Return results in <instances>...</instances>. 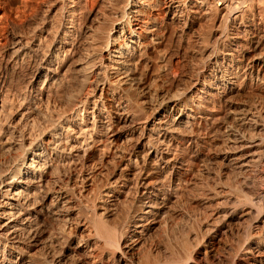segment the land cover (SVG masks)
<instances>
[{
	"label": "bare ground",
	"instance_id": "bare-ground-1",
	"mask_svg": "<svg viewBox=\"0 0 264 264\" xmlns=\"http://www.w3.org/2000/svg\"><path fill=\"white\" fill-rule=\"evenodd\" d=\"M35 1L39 0H25L23 10L19 9L17 14L25 16L28 11L30 12ZM49 1L52 3V0ZM69 1L74 6L71 4L67 6V17L62 27L57 30L55 28L52 32L49 22L40 20V24L29 33L22 36L19 34V37L13 40L14 47L13 50L11 49L13 62L22 61L24 64L23 61L26 60L27 63L33 64L34 79L45 77V81L53 82L52 84L60 81L59 85L66 91L65 97L62 98L65 114L53 126L52 123L49 130H47L48 127L46 128L47 131L43 132L40 140L32 141L21 132L19 127L23 124L26 115H18L9 120L10 99L0 94V154L22 151L21 155L10 157L9 160L0 163V252L3 251L5 256L11 257L8 259L10 264H47L49 259L45 253L43 255L41 252L42 255H39V252L37 255L40 245L37 246V243L32 245L36 237L33 234L34 221L45 216L60 226L56 227L58 231L55 235L46 234L47 231L43 230L45 238L40 237L44 239L41 246L53 250L51 255L52 252L63 255L62 252L65 250L75 253L83 252V264H105L109 256H115L118 264H219L214 260V252L223 246L224 228L218 226L219 223H213L214 225L208 223L209 228L206 227V234H202L203 238L205 236L206 244L204 252L200 248L190 251L192 246L187 247L189 242L186 241L189 237L182 239L183 235L186 236L188 233L182 234L180 243L183 241V244L178 246L180 245V250L184 251H182L183 256L180 257L178 246L171 244H174L175 239L171 237L173 242L169 243V236L172 234L169 232H176L174 226L177 224L175 223L177 219L174 218V222L171 216L173 215L171 210L174 208L171 209L168 197L160 195L156 189L142 193L145 196V202L141 213L137 215L134 224L129 225L127 229L122 228L120 231L119 228L118 231V227L109 226L104 218H107L110 212V208L106 206L116 200L110 199L116 198L114 194L128 195L126 189L131 178L138 176L144 178L154 174L160 169V162L164 164L167 161L163 158L164 156H157V148L164 143L166 134L184 142L189 127L199 120L197 115H201L200 119L204 118L202 115H204L206 103L214 90L217 91L218 98L233 97L240 91L237 84L235 85L237 75H229L227 79L221 80L216 85L208 81L209 77L207 81L204 80L203 76L207 74L202 75V72L195 74L197 70L194 73L196 76L193 74L195 78L192 76L194 79L191 78L192 82L189 81L190 85L187 86L186 83L183 86V79L169 74L172 57L175 54L178 55L174 54L176 51L174 49L183 47L188 39L186 38L189 35L188 32L193 30L195 24H198L197 19L212 15L214 22L210 21L213 25L208 30L210 32H205V34L208 33L205 38L197 36L195 42L197 41L200 47L198 50L194 48L188 54L194 59L198 58L199 64L204 68L215 61V64L225 66L224 72H226L225 69L227 71L233 69L235 64L233 46L238 43V40L236 42V37H232L231 33L234 31L239 34L241 29L249 32L253 28L258 36L260 35L258 33L264 32V25L263 28L254 26L258 16L264 19L263 0H155L157 6H154V3L151 4L150 0H91L92 3L89 5L93 6L91 16H93L94 25L88 24L90 27L81 28L88 34V38L84 40V48L83 51H79V55L77 2L80 0ZM162 4L165 6L164 12L167 18L181 23L176 34L173 35V44L171 40H169L170 44H167L168 33L164 35L161 32L163 30V24L160 22L162 19L160 15L163 13ZM88 13L90 14V11ZM89 14L85 18H88ZM57 26L59 27L60 24ZM50 34L53 35L48 38ZM261 41L253 34L250 39L253 50L245 51L242 57L246 63V69L261 79L259 81L262 86L259 85V87H262L264 93V49H261ZM195 46L191 45L192 48ZM184 52H186L185 49ZM258 52L261 53L258 54ZM74 77L82 87V92L78 94L70 90V84H68ZM60 95L63 96V92ZM228 99L230 98H227V101ZM229 111L228 119L232 118L233 121L230 119L231 123H228L225 118L228 123L226 128L233 133L232 129L237 127L239 122L242 123L249 113L251 114L252 109ZM140 112L144 114V116L142 114L143 117L136 116ZM130 124H135L136 129L132 126L133 130L124 131V127ZM137 129L142 133L141 138L136 142L138 148L132 152H128L126 148L123 149L125 146L120 148L118 142L128 140V137H132ZM245 138L248 137L245 136ZM228 141L225 139L224 142L228 143ZM250 147H236L232 159L234 161L244 159L245 151ZM114 159H117L119 166L112 165L114 167L110 168L112 171L108 175L109 170L106 171V168L110 160L113 162ZM69 165H80L81 173H86L87 178L84 177L85 181L81 182V185L73 182L75 181V179L72 180L73 177L66 175L68 171L66 167ZM104 168L106 177L103 176ZM112 176H115L114 182L110 178ZM99 178H104L100 188L103 189V198L107 200H103L98 208L101 213L96 210L86 212V209L82 208L80 202L78 203L75 199L76 193L86 192L91 187L100 190L95 183ZM251 210L244 207L239 213L234 211L228 222H232L236 217L243 218L250 215ZM77 212L82 213L80 227L87 235L74 239L76 237L72 236L69 226L73 217L79 214ZM255 212L254 220L257 224L255 229H258L261 225L264 226V206ZM216 215L217 213H214V216ZM173 222L175 224L172 226ZM178 225L176 227L179 228ZM262 226V230L256 231L257 233L253 236L249 235L245 241L230 245L229 254L240 259L243 264H264V227ZM227 227L228 224L225 229ZM170 228H174V231H169ZM152 233L155 237L149 242L147 237L148 235L152 237ZM176 236L181 237L180 234ZM93 238L95 242L92 245ZM151 248L157 249L158 252ZM16 254L19 258L13 261L12 257ZM225 256L221 264L234 262L226 258L230 255ZM235 258L232 259L235 260Z\"/></svg>",
	"mask_w": 264,
	"mask_h": 264
},
{
	"label": "rangeland",
	"instance_id": "rangeland-1",
	"mask_svg": "<svg viewBox=\"0 0 264 264\" xmlns=\"http://www.w3.org/2000/svg\"><path fill=\"white\" fill-rule=\"evenodd\" d=\"M4 1L0 2V5L2 6V8L0 9V94L10 99L11 117L9 120H11L12 117H18V115L20 116L22 114H24V116L26 115L24 117L23 124L19 126L21 127L20 128L21 132L24 133L27 137H29V140L32 141L40 140L42 135L47 130H49L56 123V121L60 120V118H62L63 115L65 114L64 113L65 106H64V102L62 101V98L65 97L66 91L64 88H62V86L59 85L60 81L58 83L55 82L56 84H52L53 82H49L48 80L45 81V77H42L41 79H34L33 74L35 69L33 67V64L27 63L26 60L23 61L24 64H22V61H18L17 63L13 62L11 58L12 56L11 52L14 47V41L16 38L19 37V34L20 36H22L23 34H27V32L29 33V31H31L36 25L40 24V20L41 22L42 20H46L47 22H49V25L52 26L53 29L52 32L55 31V28L57 30L60 27H62V25L65 24V19L67 17V11H68L67 6L69 7L70 4L74 6V4L70 3V1L68 2V0H56V2L54 3H53L54 0H52V3L49 0H45L46 2L39 0V1H35V3L32 6L33 8L31 7L30 12L28 11L25 14V16L23 15L20 16L19 13L17 14V11L19 9L23 10V5H24L23 3L25 0H4ZM75 1L77 2L79 0H75ZM86 1L87 2L83 0L82 2V0H80L79 2H77L78 6L76 5L79 9L78 10L79 16H77L79 17L77 18L78 19L77 41H79L78 55H79V51H83L84 40L86 41V39L88 38L87 36L88 34L85 33V31L82 30L81 28L88 27L90 24H91L90 26L94 25V21L92 20L93 16H91L93 11L92 10L93 6H91L92 4L89 5V3L92 2L91 0L89 1L86 0ZM150 1L152 2L151 4L154 3V6H157V2L155 0H150ZM262 3L264 4V0ZM81 7L82 9H80ZM164 8L165 6L162 4L161 9H163L162 10L163 13L162 14L160 13L161 14L160 18L162 19L159 18L160 22L163 24V30L161 32L164 35L168 33L167 35L169 37L166 35V37H168L166 38L167 44L168 43L170 44L171 41H172L171 44H173V39H172L174 38L173 35L176 34V31L180 28L181 23L180 22L177 23V21L176 22L170 21L167 18L166 13L164 12ZM88 11H90V14L88 13ZM155 12L158 13L159 11H155ZM64 14L66 15L64 16ZM87 14H89L88 18H85L87 17ZM205 17L202 16L201 17L202 19L201 18L199 20L197 19L196 23L198 24H195L193 30L188 32L189 37L187 36L186 38L190 39V41L188 39L187 40L189 42L187 40L185 41L186 43L188 42L187 45L185 43L183 47L174 49L176 50L174 54L177 53L178 55L175 54L176 55L175 56L173 54L174 57H172L171 67H169L170 73L169 70L168 73L171 76L174 74L177 78L181 80L183 79L184 80V81L182 80V84L184 83L183 86H185L186 83L187 86L190 85V82H192V80L196 76L195 74L201 72L202 75L207 74L206 76H203L204 80L207 81L209 77L208 81L216 85L219 84L221 80L227 79L229 75H233V76L237 75L235 85L237 84L236 86L238 89L240 88L239 89L240 91L237 93V95L235 94L236 96L235 95H233V97L231 96L232 99L230 96H228L227 98L230 99H228L227 101V98H221V97L218 98L217 91L214 90L212 92L211 97H209L208 103H206L205 106L206 109L204 110V115H202V117L204 118L200 119L199 117L201 115L200 114L197 115V119L199 120L196 122V124H193L189 127L190 129L187 130L188 134L184 142L177 140L176 138L172 137V135L170 134H166L165 135L166 137L164 138V143L159 146V148L161 149L157 148V152H158L157 156L158 155H161V157L164 156L163 158L165 159V161L167 160L168 162L163 161L164 164L160 162V166H159L160 169H158V171L154 174H149L144 178L139 176L135 178H131L128 184L130 187L128 186L126 189L128 191V195L114 194L116 198H110L116 200H114V202H112L110 205L108 204L106 206L110 208V212L108 213L107 218L105 217L104 220L109 226L114 228L118 227L117 228L118 231L119 228L120 231H122V228L127 229L129 225L131 226L134 224L136 218L141 213L143 204L145 202V198H144L145 196L143 195L144 192L147 191L151 192V190L154 191L153 189H156L160 195L165 196V198L168 197L167 200L171 204L169 205L172 206L171 209L174 208L171 210V213L173 214L171 215L173 217L172 221H174L175 218L177 219L176 222L174 221L175 223H177L176 225H178L179 223L178 225L179 228L176 227L175 225L174 227L176 229L174 228L169 229V231L176 230V232L175 231L169 232L172 234L176 233L175 236L174 234L173 235L171 234L172 236L169 234L170 235L169 243L173 242V239H175L176 243L175 242L174 244L171 243L173 246H178V244L181 243L183 244L182 240H181L182 242L180 243L182 234L188 233L186 235L187 237L183 235L182 239H184V237L186 239L189 237L188 239L192 240L189 241L188 239L187 240L185 239L186 241L189 242L187 247L191 248L192 246V250L190 251H195L200 248V250L204 252L206 244L204 239L205 236L203 238L202 234L203 235L206 234L205 233L207 232L206 227L208 229L209 224L219 223L217 225L224 228L223 246H221L222 248L220 249L217 248L216 252H214L215 254L214 260L216 261V263L221 264L225 255L231 256V254H229L231 246H233L234 244L237 245L245 241L249 235L252 234L253 236L254 234L257 233L256 231L262 230L261 229L262 225L260 226V228L258 227V229H255L257 224L254 220L255 218L254 213H256L255 211L257 209L264 206V93L261 87L262 86L260 83L261 81H259L261 79L258 78L256 74H252L250 71L246 69L245 67L246 63L242 55L245 51H250L249 49H251V51L253 50L252 44L250 43V39L253 34L255 37L257 36L258 40L261 41L262 39L261 49L262 50L264 49V44H263L264 32L258 33L260 34L258 36L255 33L254 28L249 32H245L244 30L242 31L241 29L239 34H237V32L232 31L231 36L236 37V42L238 40V43H235L233 46V52L235 58V64L233 66V69H230L229 71L225 69L226 72H224L225 66L224 67L219 66L215 64V61H212L207 65V67L204 68L203 65L199 64L198 58L195 57L194 59V57L189 56L188 53L194 50V48L198 50V48L200 47L199 43H197V41L195 42L196 37L198 36L201 38L203 37L205 38V36L208 35V33L205 34V32H210L208 31L209 28L213 27L211 23L214 22L213 19L214 16L212 17V15H210L209 16L210 18L208 16L206 18ZM260 18L261 17L258 16V18L255 20L256 24L254 23L255 24L254 26L263 28L264 19L262 20V18L261 19ZM84 20L86 21L83 22ZM199 23L201 24L199 25ZM59 24L60 26L58 27L57 25ZM52 35L53 34H50L48 38H51ZM239 37L242 40H240ZM193 41L195 42V44ZM237 44L239 45L241 44V45L239 46ZM243 44L244 46L246 45L248 47L246 46L244 47ZM191 45L194 46L196 45V46L192 48ZM184 49L187 53L184 52ZM260 53L261 52H258V54ZM241 58L243 59V61ZM239 65L241 68L237 67ZM196 70L197 73H195ZM245 72L246 74H244ZM225 74L227 75L225 76ZM71 76L73 77L74 75ZM192 76H194V78ZM75 77L69 80L70 82L68 84H70V87L69 85L68 87L74 93L78 94V92L80 91L82 92L81 90L82 87H80V84H78L79 81H76L77 79ZM52 85H56V86L53 87ZM259 85L261 86L259 87ZM61 92H63L64 94L63 96L60 95ZM223 99L226 101H224ZM227 105L229 108L227 107ZM244 108L245 110L248 111L252 109V112L251 114L249 113L250 116L248 115L246 117L247 119L245 118L244 121H242V123L239 122V124L236 125L238 128L234 127L232 129V131H234L232 133L230 130H228L229 128L228 129L226 128L228 126V123H231L232 120V118H230L231 120L228 119L227 114L230 112L229 110L231 109L235 110V109H244ZM52 110H54V112H52ZM58 110L61 112H59ZM50 112L51 114L49 115ZM253 112L255 113V115ZM142 114L143 113L140 112L136 116L143 117L144 114L143 116ZM213 118L215 120H213ZM225 118L227 119L228 123ZM246 121L248 122L246 123ZM130 125L131 128H129ZM130 125H126L124 127V131L133 130V127L134 129H136L135 124L133 125L130 124ZM225 129H227L228 131ZM27 133L30 134L28 135ZM17 135L20 136V134ZM140 136H142V133L140 130L137 129L136 133H134L132 137L130 136L128 137V140H130L131 143L130 141L124 139L122 141H119L118 144L120 145V148L121 146L122 148L125 146L123 149L125 148L128 149L127 150L128 152L135 151L138 148L136 142L139 138H141ZM245 136L248 137L249 140L248 138H245ZM225 139H227V141L229 140L228 143L224 142ZM251 141H253V144L250 145ZM247 143L248 145H246ZM237 144H239V146H244V147L251 146L249 149H246L247 151H245V157L240 161H234L232 159L234 154V149L236 147H239ZM162 149L165 150L163 151ZM19 152L4 153V154L1 153L0 163L2 161L5 162L9 160L10 157L12 158L14 156L21 155L22 151ZM162 152L163 153L165 152L166 154L165 153L163 154ZM116 160L117 159L113 160L114 163L112 162V160H110L108 167L106 166L109 169L105 167L106 171L109 170L107 171L109 173L108 175L111 174L112 171L111 169L114 166L116 167L119 166V163L118 161L116 162ZM112 165L114 166L112 167ZM69 166L66 167L68 171H66L65 169L66 175H69L70 178L73 177L72 180L75 179V181L73 182H77L79 185H81V182L83 183L85 181V178H87L86 173H83L84 175L81 173L80 165L78 166L71 165L70 167ZM105 168L103 169L104 171L102 170L104 172L103 175L104 177L107 176V175L105 176L106 174ZM114 177L115 176L110 177L112 179V182H114L115 180ZM103 182H104V178L102 179L99 178L98 181L97 180L95 181L97 187L99 188L101 187V183ZM94 188L95 187H91L89 188V190L83 193L77 192L75 199L78 201V203L80 202L79 204L82 208L86 209L85 210L86 212L87 211L93 212L94 210H96V212L101 213V211L98 208L102 204V201L107 200V198H103V194H102L103 189L100 188V190H95ZM126 190L123 189V191ZM244 207L252 209L251 210L252 215L251 214L246 215L243 218L236 217V219L232 220V222H228V220H230L229 217L233 215L234 211L235 213H239ZM214 213H217V215L214 216ZM77 214H78L77 216L73 217L71 221V225L69 226L72 236L76 237L74 239H78V237L82 235L83 237H86L87 235L86 232L80 227L81 226L80 220L83 218L82 213L77 212ZM174 222L172 223V226L173 224H175ZM226 224H228V227L225 229ZM58 225L59 224L57 222H51L45 216L40 217L39 220L37 219V221H34L33 234L36 237L35 239H33L32 245L36 243L37 246L40 245V247L37 250L38 252L36 251L37 255L39 252H40L39 255H42L41 252L43 253V255L45 253V256H47L49 259L47 260V264H83V260H84L83 252L75 253L70 251L67 252L65 250V252L64 251L62 252L64 256L61 254L60 255L53 254V252L51 255V251L53 250L49 248H43V246H41V242L43 244V240H44L41 238H45L44 234L42 233L43 230L47 231L46 234L48 233L55 235V233H57L58 231L57 228H59L60 226ZM177 234L178 235L180 234L181 237L176 236ZM153 235L154 233H152L151 235L152 237L148 235L147 238L149 239L148 240L149 242H151L154 239L153 237H155V235L154 236ZM198 238L201 239L202 241H200ZM94 240L95 239L93 238V240L91 241L92 245L95 242ZM38 241L40 243H38ZM148 244L149 243L146 241V245ZM179 246L177 247V250L178 249L180 250L181 246L180 247ZM151 250H155L156 253L158 252V250L154 248H151ZM180 251H178V255L182 257L183 256L182 251L184 250L181 249ZM152 252L155 253L154 251ZM221 254L223 256H221ZM52 256L55 258H53ZM230 256L226 258H229L228 259L229 261L233 260L234 262H230L229 264H238V263L243 264V262L240 259H236L234 255L233 257ZM9 258L11 259L10 256L9 257L5 256L3 254V251L0 252V264L2 263L10 264L8 260ZM17 258L19 257L16 254L12 257V260L14 259L13 261H15L17 260ZM232 258H235L236 261ZM107 259H106L107 261H105V264H118L115 256H109ZM192 262H194V260Z\"/></svg>",
	"mask_w": 264,
	"mask_h": 264
}]
</instances>
